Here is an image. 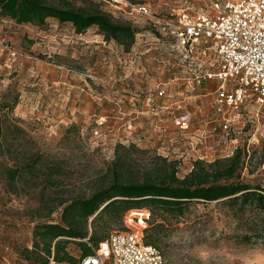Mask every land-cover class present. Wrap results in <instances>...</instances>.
Here are the masks:
<instances>
[{
	"label": "rangeland",
	"instance_id": "374dc122",
	"mask_svg": "<svg viewBox=\"0 0 264 264\" xmlns=\"http://www.w3.org/2000/svg\"><path fill=\"white\" fill-rule=\"evenodd\" d=\"M45 1L60 6V0ZM69 1L139 29L150 24L114 0ZM130 1L149 5L160 17L182 6L205 8L213 0ZM130 50L106 40L97 26L78 34L72 24L55 18L35 25L0 15V264H40L44 253L42 246L35 247L36 229L43 223L61 222L66 204L108 186L115 169L123 181H158L161 169L172 163L180 179L190 175L192 167L224 172L229 162L223 160L228 158H219L218 138L210 125L203 124L213 116L217 81L205 83L202 96H192L187 104L194 115L192 132L180 138L166 115L162 123L152 124L142 100L159 83L183 89L182 81L175 78L185 71L184 64L175 53L152 49L130 74ZM136 95L140 100L134 104ZM160 131L165 139L151 137ZM196 134L205 137L202 143ZM262 134L264 122H256L241 135L238 145L245 157L228 182L264 189ZM200 155L206 161H195ZM15 169L20 173L11 179L8 170ZM174 213L162 219L146 208L132 209L120 223L101 228L99 222L95 229L106 238L115 232L142 231L144 242L162 252L165 264H264V238H241L253 224L252 211L239 221L222 200H192L183 215ZM142 219L146 226L137 229L135 224ZM83 243L71 241L67 246L77 264L86 249L98 246L88 239ZM49 264H58L54 255Z\"/></svg>",
	"mask_w": 264,
	"mask_h": 264
},
{
	"label": "built area",
	"instance_id": "2783aa9c",
	"mask_svg": "<svg viewBox=\"0 0 264 264\" xmlns=\"http://www.w3.org/2000/svg\"><path fill=\"white\" fill-rule=\"evenodd\" d=\"M114 1L120 8L150 21L147 29H139L135 35L129 52L130 74L136 72L139 60L152 49L168 55L175 53L184 64L185 71L175 78L182 81L183 89L174 90L168 83H159L143 98L152 124L162 123L166 115L178 136L187 137L194 122L187 104L192 96L203 95L205 83L217 81L211 101L213 116L203 124L210 125L213 136L218 138L219 158L234 156L244 131L253 129L256 122H264V0H213L205 8L182 6L160 17L147 4ZM137 97L134 96V104L140 100ZM151 137L166 138L161 131L158 135L152 132ZM195 137L201 143L205 139L203 135ZM199 160L206 158L200 155L195 161ZM165 262L162 252L146 245L143 232L136 230L111 234L92 247L80 264Z\"/></svg>",
	"mask_w": 264,
	"mask_h": 264
},
{
	"label": "trees",
	"instance_id": "16d2710c",
	"mask_svg": "<svg viewBox=\"0 0 264 264\" xmlns=\"http://www.w3.org/2000/svg\"><path fill=\"white\" fill-rule=\"evenodd\" d=\"M60 6L48 4L45 0H0V15L8 17L19 24H44L48 18H55L62 23H70L75 32L82 34L92 26H97L106 40H114L126 51L130 50L139 28L126 23H119L106 13L95 9L77 8L69 0H60ZM2 117L0 115V156L3 152ZM244 150L238 149L231 158L224 172H211L194 169L190 175L180 179L174 163L160 171V180L136 181L121 180L122 173L115 169L111 183L94 192L88 198H76L63 207L61 222L43 223L34 232L35 247L44 256L40 264H49L54 255L58 264H77L67 250L71 241L85 246L83 240L88 239L97 245L106 240V235L98 234L95 227L102 222L103 227L117 224L132 209L146 208L155 218H166V214L175 212L176 216L184 214L185 205L192 200L204 202L224 201L242 220L249 210L256 216L253 224L241 238L244 240L264 238V189L249 184L228 182L242 164ZM217 162V161H216ZM220 162V161H218ZM19 170H8L11 179L19 175ZM227 179L226 183H216ZM63 206L64 204L61 203ZM145 213L142 214L144 216ZM146 216V215H145ZM247 223V221L245 220ZM146 226L145 221L135 224L137 229ZM92 228V233L89 231ZM150 245L149 241L144 242ZM54 250V251H53ZM91 253L86 249L84 255Z\"/></svg>",
	"mask_w": 264,
	"mask_h": 264
}]
</instances>
